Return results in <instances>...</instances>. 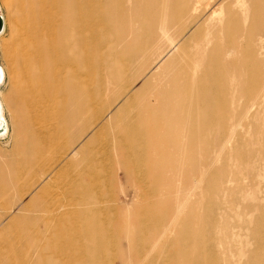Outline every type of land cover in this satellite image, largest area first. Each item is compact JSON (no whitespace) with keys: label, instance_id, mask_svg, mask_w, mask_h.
<instances>
[{"label":"rangeland","instance_id":"rangeland-1","mask_svg":"<svg viewBox=\"0 0 264 264\" xmlns=\"http://www.w3.org/2000/svg\"><path fill=\"white\" fill-rule=\"evenodd\" d=\"M135 1L95 0L88 6L94 12L102 10L106 4L111 14L122 12L125 37L117 42L110 32V42L90 53L93 60L103 63L100 74L92 72L90 76V91L93 93L99 79H104L108 73L116 80L90 101L91 116L100 114L104 120L101 129L91 125L85 158L72 155V164L66 166L59 156L68 146L73 153L85 139L72 144L70 135L73 131L62 130L58 116L46 121L38 118V121L18 111L13 92L17 86L16 71L10 58V48L13 27H20L24 22L20 6L24 0H0V15L3 17L0 33V69L3 73L0 105L9 130L8 134L0 136V264H88L90 261L92 264H174L183 262L182 256L188 257L189 264H264V133L260 131L264 127V109L256 112L253 108L241 120V127L233 132L225 147L214 151L210 147L212 141L217 138L222 145L226 139L223 131L216 129L214 114L211 116L201 101L181 103L180 107L188 108L192 116H183L178 120L182 124L188 123L198 133L202 130V135L196 136L195 144L198 148L207 147L209 156L215 155L218 160L210 165L200 161L196 171H193L190 161L183 164L182 178L177 182L180 191L171 193L172 202L176 197L184 196L179 204L187 199L179 213L174 209V202L170 201L165 204L164 210L161 208L152 213L156 229L150 222H144V217L140 218L139 224L133 221L134 207L146 202L145 194L152 198L163 192L166 188L164 182L169 176L172 178L174 172L162 171L160 163H147V156H151L152 152L145 151L146 147L140 140L136 149V164L126 168V172L119 168L118 158L113 156L111 149L114 129L111 128L110 115L125 101H137L134 96L144 94L146 84L156 85L166 59L174 57V61H179L178 67L182 65L187 69L186 76H192L194 65H197L194 74L197 79L212 46L219 38H227L219 32L218 25L209 31L202 27L193 38L195 31H200L201 24H194V20L185 17L181 22L178 19L173 21L172 27L180 31L177 35L178 48L172 49L168 57L161 58L159 51L149 55L148 49L135 55L132 51L123 52L122 47L126 43H133L134 49L140 42L147 44L145 29L132 17V10L139 6ZM255 1L203 0L202 18L207 19L211 11L218 9L215 17H223L224 22L229 19L230 27L236 24L238 33L245 34L254 21L250 5ZM138 3L141 10L146 11L144 22L148 25L153 11L148 10L146 0ZM260 25L253 38L264 35V23ZM105 27L109 28L106 23L98 25L101 29ZM260 39L263 40V37ZM255 43L258 49L257 40ZM258 52L259 59H262L264 49ZM169 87L168 82L158 86L162 92ZM181 90L198 100L201 96L200 86ZM208 93H213L212 89L209 88ZM129 94L132 96L129 97ZM228 101H239L238 105L232 106L233 118L237 120L244 102L248 100ZM112 102L113 106L109 107ZM226 109L231 110L227 105ZM231 125L230 121L227 126L230 128ZM13 132L16 134L9 138ZM190 133L189 128H181L182 139L186 136L187 143L191 142ZM192 144H187L184 157L191 154ZM165 146L166 156L177 155L176 147ZM88 155L93 160L91 163L87 160ZM202 155L199 151L197 158ZM84 165H90L86 167V183L90 199L101 207L100 215L75 216L73 224H70L73 227L59 224L51 209L58 199L68 200L67 195L60 194L66 188V174L78 167L82 171ZM156 165L159 166L158 173L153 174L151 167ZM204 171L208 173L202 177ZM198 180L197 188L187 195L186 189ZM47 205L51 207L48 210H29ZM96 206L91 205L90 211H96ZM105 213L116 215L114 228L109 232L112 238L117 235V241L108 243L104 254H100L96 245L101 238L100 233L85 237L82 228L88 224L106 227Z\"/></svg>","mask_w":264,"mask_h":264},{"label":"bare ground","instance_id":"bare-ground-1","mask_svg":"<svg viewBox=\"0 0 264 264\" xmlns=\"http://www.w3.org/2000/svg\"><path fill=\"white\" fill-rule=\"evenodd\" d=\"M92 2L94 3L95 0H24L20 5L24 22L20 27L16 26L12 29L10 58L14 62L16 71L17 86L13 92L18 111L24 116L29 114L31 118L38 121H40L39 119L46 121L52 116H58L61 118V129L73 131L70 135L72 144L85 139L73 153L71 152L72 148L68 146L59 156V160L66 166L72 164L73 157L82 156V159L85 158L84 150L89 145L90 127L94 125L101 129L104 120L100 114L91 116L90 101L95 95L98 96L102 89H108L109 83L116 80L108 73L104 79H99L95 91L93 93L90 91L89 80L92 72L94 75L100 74L103 66L101 61L93 60L90 53L92 50H97L102 44L110 42L108 40L110 32L111 37H115L117 42L123 41L125 37L122 30V24L125 22L122 12L113 15L106 4L102 10L93 12L88 9ZM138 2L140 0L135 1V4H139V6L132 10V17L145 29L146 35H148L147 44L140 42L134 49L133 43H126L122 47L123 52L132 51L135 55L148 49L149 55L159 51L161 58L168 57L170 55L168 53L172 49L178 48L177 35L180 31L178 28L176 30L172 27L173 21L178 19V22H181L185 17L194 20V24H201L200 31L196 30L193 38L201 32L202 27L205 31H209L217 25L219 32L227 36L226 39L219 38L212 46L208 52V60L206 62L204 60L202 63L203 70L197 79L194 78L197 65H194L192 76H186L187 69L182 65L178 67L179 61H174V57L166 59L157 76V84L154 86L146 84L143 88L145 89L144 94L134 96L137 101H125L118 110L110 115L111 128L114 129L111 149L113 156L118 158L119 168L126 172V168L136 164V149L140 140L146 147L145 151L152 152L151 156H147V163H160L162 171L174 172L173 177L169 176L168 181L164 182L163 185L166 188L163 192L155 195L156 197L153 195L152 198L149 194H145L146 202L140 207H134L132 215L134 223L139 224L140 218L144 217V222H150L156 229V223H154L156 219H152V213L160 211L161 208L164 210L165 204L168 205L173 200L172 191H180L177 182L180 177L182 178L183 164L190 161L193 171H196L200 161L210 165L218 160L215 155L209 156L207 147L198 148L195 144L194 140L198 134L202 135V130L198 133L188 123L182 124L178 120L183 116L186 118L192 116V112L188 108L180 107L183 105L181 103L201 101L200 103L204 107L206 106L211 116L214 114L213 120L216 129L223 131L226 137L222 145L217 138L212 141L210 147L214 151L225 147L233 136V132L241 127V120L253 108L256 112L264 109V53L262 59L258 57L260 54L258 51L264 49V35L253 38L254 33L261 26L260 24L264 23V0H256L251 3L254 21L252 20L253 22L245 34L238 33L236 24L230 27L229 19L224 22L223 17H215L218 9L211 11L208 18L203 19V12H201L203 0H146L148 10L153 11L148 25H145L144 22L146 11L141 10V5ZM0 19L1 33L3 30L1 15ZM103 23H106L109 28H98V25ZM260 37H263V40ZM255 40L258 42V49L255 48ZM164 72L165 76H163ZM2 79L3 73L0 69V83ZM167 82L170 86L169 89L164 92L159 90L158 86ZM195 86L201 87L199 100L182 93L181 89H193ZM209 88L213 93H208ZM130 94L129 97L132 96ZM229 99L248 100L244 102L237 120L233 118L232 106L238 105L239 101H228ZM113 104V102L110 103L109 107ZM226 105L231 110H227ZM204 111L201 113L203 114ZM207 121L212 122L211 119ZM230 121L232 125L229 128L227 125ZM181 128H189L191 131L190 143L185 141L188 140L186 136L182 139ZM8 131L7 121L2 115L0 105V136H5ZM260 131L264 133V127H261ZM15 134L13 132L9 138ZM165 144L176 147L177 155L166 156ZM187 144H192L191 154L184 157ZM199 151L203 155L198 159ZM72 155L73 157L70 158ZM26 158L28 159L29 156L27 155ZM140 159L143 160V158ZM87 160L90 163L93 161L90 155ZM88 166L90 167V165ZM88 166L84 165L82 171L78 167L77 170L66 174L64 180L66 188L60 194L67 195L68 200L58 199L51 209L59 224L73 227L70 224H73L75 216L90 214L95 217L100 215L101 207L90 199V189L86 183V167ZM158 169L159 166H152L151 173H158ZM207 173L204 171L202 177ZM199 182L198 180L194 186L186 189L187 195L193 193ZM180 198L176 197L177 201L172 202L177 213L182 210L187 201L185 198L179 204V200L182 199ZM124 203L122 200L123 205ZM91 205H97L96 211H90ZM50 208V205L35 206L34 209L29 210L44 211ZM23 209L26 210L25 207ZM145 215H151V217L146 218ZM115 217L116 215L113 213H105L106 222H108L106 227L88 224L82 228L85 237L100 233L101 238L96 243L99 246L100 254H104L108 243L113 240L117 241V235L112 238L109 232V229L114 228L113 219ZM94 250L95 248L90 252L93 253ZM182 259H184L183 262L174 264L190 263L187 256H182ZM91 262L88 264H92Z\"/></svg>","mask_w":264,"mask_h":264},{"label":"water","instance_id":"water-1","mask_svg":"<svg viewBox=\"0 0 264 264\" xmlns=\"http://www.w3.org/2000/svg\"><path fill=\"white\" fill-rule=\"evenodd\" d=\"M0 28H1V19H0Z\"/></svg>","mask_w":264,"mask_h":264}]
</instances>
